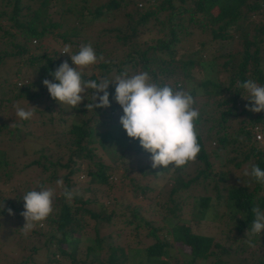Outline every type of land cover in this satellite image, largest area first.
I'll list each match as a JSON object with an SVG mask.
<instances>
[{"label": "trees", "instance_id": "16d2710c", "mask_svg": "<svg viewBox=\"0 0 264 264\" xmlns=\"http://www.w3.org/2000/svg\"><path fill=\"white\" fill-rule=\"evenodd\" d=\"M3 1L0 0V6ZM79 1L81 2L80 7H77V0H54L53 5L50 4L51 0H6L7 6H12L10 17L12 24L10 26H14L15 31L11 32L9 29H5L0 35V66L6 60L17 57V62L33 68L35 75L33 74L31 81L23 84L21 82L22 87L16 88L17 94L14 96L17 102L20 98L28 100V104L36 107L38 114L47 113V122L54 123L53 106L49 104L39 109V103L44 99H49L52 102L55 100L51 98L43 81L49 79L56 82L50 73L54 72L63 62L67 61L70 65L72 61L69 54L48 50L41 43L31 45L32 40H43L46 36L51 35L54 38H59L57 40H61L65 46H70L72 54H76L81 46L89 43L84 33L92 31L94 24L103 23L104 21H100L101 17H110L113 10L119 9L123 12V23L111 28L102 26V29L107 33L101 34L100 29L96 36L99 38L115 32L116 37L119 36L117 40L128 48V51L119 61L108 58V60L100 62L97 67H101L103 70L100 73L101 76L82 75L84 80H99L101 77H108L109 73L113 71L117 76L127 70L129 75L148 72L153 81L157 83H167L173 88L182 85L184 88L186 80L195 74L192 72L195 65L199 68L198 75H201V69H203L206 71L204 73L214 77L211 81L213 85L212 107L208 112L205 111L208 106L205 104L203 110L201 105V117L195 122L199 133L198 142L201 146L200 153L193 161L195 174L186 181L181 180L178 187L171 188L167 193L164 207L166 209L165 219L168 221L164 228V237L158 236L160 229L150 228L149 235L153 237L154 242L148 244L144 249L147 260L145 259L146 261L143 262V259H139L135 263H129V256L130 259H137L140 250H128V261L119 264H206L208 261L209 264H228L223 257L231 255L230 248L215 241L213 236L193 233L186 224L178 223L179 213L187 197L184 198L177 194H180L179 191L182 189L199 184V180L207 179H210L215 192L214 194L192 197V214L204 217V214L213 206V202L221 203L225 209H228V212L220 215L218 219L227 216L231 223V227L229 223V228L235 231L233 239L240 242L234 251L235 255L241 258L238 260V264H264V231L254 238L253 242L257 248L251 252V259L241 257L244 252L251 249L247 243L246 232L254 219L252 209L258 205L264 210V194H260L264 191V186L252 176L244 179L242 184L218 187L217 183V180L228 181L229 177L223 179L219 174L224 170L226 173L229 172L228 164L240 168L244 163L250 161L248 167L250 172L254 165L264 169V111L260 113L249 111L248 108L252 102L243 98V95H247V93L237 86V81L243 83L247 80H253L258 85L264 86V66L260 55L261 45L264 44V0H107L102 4L101 2L97 4L93 0ZM32 6L35 9L30 16L24 13L20 15L21 9L24 10V7ZM56 6L60 7V14L63 16L61 18L72 14L74 20L70 23L64 20L61 23L48 20L45 22L44 17H48L51 8ZM214 9L215 14L212 11ZM4 13L5 11H0V16ZM251 16L259 18L257 23H252V21L247 23L249 20L245 19H249ZM201 17H205L206 21H201ZM184 22L188 26L197 25L203 31L208 29L212 40L222 41L237 36L242 41L243 48L241 51L224 56V60L217 69L214 62L210 61L209 63L208 59H203L202 56L181 60L179 61L181 73L179 74L174 60V43L181 42V36L190 33ZM249 24L254 25L252 39L248 38ZM233 25H235V32L237 31L234 35L228 32V29ZM140 27L145 28L146 33L162 32V36L158 37L153 44L141 41L139 43L137 29ZM55 28H60V31L54 33L53 29ZM83 30L84 33L81 34ZM97 39L93 46L97 58H100L105 52ZM107 56L109 57V54ZM223 71L227 72V77L224 80H219L218 75ZM202 83L200 82L201 85ZM92 91L91 89L87 91V97L78 107L71 108L73 116L69 126H64L60 133H56L57 137L54 135V138H51L52 142L55 141L56 158L52 159L40 148L36 150V153L39 154L38 157L25 165L33 167V169L40 168L45 173L48 172L46 179H41L38 183L37 191L40 190L39 185L53 189L54 187L50 183L60 179L63 181L64 189L73 193L71 200L63 195L64 190L60 195L55 194L53 212L43 221L46 229H50L47 240L54 246V249L50 251L49 261L51 262L58 261L53 257H58V255L62 258L69 257L71 261H74V248L76 250V247L74 246L72 249L70 245L88 241V237H83L80 232L87 225L86 216L91 218L92 227L97 232V227L103 221L109 222L112 215L115 214V211L107 215L104 214L103 207L106 205H98L100 190L99 193L95 191L91 197L85 195L86 187L80 191L76 189L77 193L76 190H72L73 185L80 182L78 180L79 173L84 172L87 177L97 178L98 183L107 187L101 195L108 198V188L113 186L112 174L120 173L119 166H123L120 179H126L134 169L132 164L138 159L136 154L139 152L130 149L122 153L117 150L119 138L124 137L123 133L126 131L120 124V116L123 115L122 107L113 99L115 85H109L111 107L108 108L88 111L86 105L91 100ZM192 95L195 98V94ZM6 100L12 104L15 103L11 98ZM0 105H3V98H0ZM194 106H197V100ZM107 110L109 114L102 116ZM58 112L61 117L66 109L59 108ZM233 119H238L239 123L235 130L229 131L228 127L232 126ZM58 122L64 124L65 119L61 117ZM202 124L207 125V128L203 130L204 133L199 131ZM13 128L15 129L0 127V133L3 131V133L15 135L19 131V127L14 126ZM255 128H258L262 133V141L256 140ZM97 130H101L100 132L103 133H95ZM97 136H99L98 139ZM134 141L138 145L139 141L135 139ZM60 147H64V150L58 152ZM142 153L150 154L146 151ZM105 157H109L111 163L115 165L111 166V163H106ZM216 162H220V168L217 170L215 169ZM7 167L9 168L8 162L4 159L0 160V215L5 213L8 203H11L9 198L5 197V189L1 187L12 180L13 170L7 169ZM159 168L165 170L163 166ZM155 170L157 171L153 168L150 171L155 173ZM175 170L179 171L180 169ZM60 172L61 174L58 175ZM129 179L134 181L133 178L129 177ZM45 181L49 185H46ZM132 190L135 192V196H138L146 194L150 188L136 182ZM113 200L115 203L117 202L115 199ZM118 208L120 210L118 212L122 215L129 214L135 220H143L138 217L139 213L129 201L125 204L120 203ZM173 219L176 221L172 222ZM145 224L148 225L149 222ZM41 230L32 233H35L37 237L43 233L40 232ZM74 235L79 237L76 238ZM95 235L97 234L95 233ZM93 241L97 246L94 248L89 245L86 250L87 255H97L96 250L102 247V238L95 236ZM174 248L180 251L186 250L182 253V259L175 258L171 251ZM33 250L37 251L38 248H33ZM259 250H262V253L256 256L255 254ZM93 260L96 261L93 258L91 262ZM113 261L114 257L109 256L107 264H114ZM27 262L14 264H27Z\"/></svg>", "mask_w": 264, "mask_h": 264}, {"label": "rangeland", "instance_id": "374dc122", "mask_svg": "<svg viewBox=\"0 0 264 264\" xmlns=\"http://www.w3.org/2000/svg\"><path fill=\"white\" fill-rule=\"evenodd\" d=\"M53 1L54 0H51V5H53ZM77 1V7H80L81 2L79 0ZM93 1H95L97 4L100 2L101 4L107 2V0ZM6 3V0H4L0 6V11H5V13L0 16V35L3 34L5 29H9L11 32L15 31L14 26H10L12 24V21L10 20L12 6H7ZM34 9V6L29 8L24 7V10H20V15L24 13L30 16ZM212 11L213 14H215V9ZM60 12L61 10L59 6L51 8L48 17H44V21L47 22L48 20L51 22L61 23L64 20L65 22L70 23L72 20H74L72 14L61 18L63 16H61ZM101 18L102 19L100 21L104 22L94 24L92 26V31H89V33H84L83 30V32H81V34L84 33L87 36L89 41V43L86 45L90 44L93 49V43L98 38L96 36L98 30L101 29V34L107 33V31L102 29V26L109 28L120 26L124 20L123 12L119 9L113 10L110 13V17L105 16ZM258 19L257 16H251L249 19L245 20H249L247 23L250 21H252V23H257ZM200 20L204 22L206 21L205 17H201ZM184 25L188 26V24L185 22ZM253 26V24H249V28L247 29L248 38L250 39H252L253 36ZM145 30L146 29L142 27L137 29V33H139V43L141 41L147 44H153L157 41L156 39L158 37L162 36V32L157 34L155 31H152V33H146ZM58 31H60V28L53 29L54 33H57ZM188 31L190 32L188 35L181 36V42L174 43V60L175 64L177 65V72L179 74L181 73V64L179 62L181 60L202 56L203 59H208L209 63L210 61L214 62V66L216 64L215 67L217 69L219 64H221L224 60V56L229 53L241 51L243 48L242 41L239 40L237 36L222 41L212 40L208 29L203 31L199 28V26L194 24L188 26ZM228 32L232 35L237 33V31L235 32V25L231 26L228 29ZM116 35L117 34L115 32H111L108 33V35H103L97 39L105 52L102 56L103 59L101 60L100 58H97L96 64L91 65L83 70V75L90 76L91 74H95L97 76H101L100 73H102L103 70L101 67H97L100 62L104 61L105 59L108 60V58L114 59L115 61H119L123 58V55L126 51H128V48L124 47L123 44L117 40V37L119 36L116 37ZM57 39L59 38H54L53 36L48 35L43 40H32L31 45H37L41 43V45H43L48 50L59 51V53H61L60 51L64 49L65 45L61 43V40ZM3 46L4 45L2 44V47ZM261 46L260 55L264 66V44ZM107 54H109V57ZM17 61V57L14 59H8L0 66V98H3V105H0V127L4 129L5 127L6 129H15L13 128L14 126L19 127V131L15 133V135L7 134L6 132L3 133V131L0 133V160H6L9 166L7 169L13 170L11 182L6 183L7 185L1 186L6 191L5 197L9 198L11 203H8L5 213L0 215V264H14L22 263L24 261H28L27 264H107L109 256L114 257V264H119L126 263L128 261V250L132 251L137 249L140 250L139 256L137 259H130L129 256V263H135L139 259H143V262H145L147 260V256L145 255L144 249L148 244L154 242L153 237L149 235V229H160L158 231V236L160 238L164 237V228H166L168 221V219H165L166 209L164 207L167 193L171 188L178 187L181 183V180L186 181L195 174V166L193 161L189 162L183 168H179V171H176L170 166L167 171L161 170L162 168H155L157 171L155 170V173H151L150 170L153 169L151 166V154H141V152H144L145 150L141 147L140 143L138 142L137 145L134 139L129 138L127 133H123L124 137L121 136V138H119V146L117 150L119 152L125 153L131 149L132 151L140 153L136 154L138 159L132 164L134 169L129 173L128 177L126 179H120V175L123 172V166H119L120 173L112 174L111 180L113 182H111L113 183V186L108 188V198L101 195L102 191L107 187L98 183L96 180L97 178L87 177L84 172L79 173L78 180L80 182L73 185L72 187L73 191L76 189H79L80 191L86 187L87 192L85 195L89 197L93 196L95 191L99 193L100 190L98 196L100 197L99 201L101 199L102 201H98V205H106L103 207L104 214H110L112 211H115V214L112 215V218L109 222L103 221L100 226L97 227V232L92 227L93 221L91 218H87L86 216L87 225L80 232L83 237H88V241H82V243L79 242L76 245H70L72 249L74 246L76 247V250L74 248V261H71L69 257L62 258L60 255H58V257L53 256L58 261H49V258H51L50 251L51 249H54V246L53 244H49L47 240L49 235L48 231L50 229H46L45 223L42 222L41 224H38L35 230L33 229L27 236L23 235L21 229L26 223L24 217L21 215V213L24 211L23 194L34 189L36 190L38 183L41 181V179H46L48 172L45 173L40 168L33 169V167H27L25 165L38 157L39 154L36 153V150L40 148H42V151L51 156L52 159L56 158V152L54 150L56 148L55 141L52 142L51 138H54L56 133H60L64 126H69L71 123L70 119L73 116V111L71 110L70 106H62L57 101L52 102L49 99H44V101L39 103V109L49 104L53 106L52 108L54 113L52 118L54 119V123H50L47 122L48 114H38L37 110L33 108L31 104H28V100L20 98L17 102L16 97L14 96L17 94L16 88H20L22 87L21 85L23 83L31 81L34 74L33 68H29ZM70 65L72 67H76L73 62ZM198 69L199 68L197 65L193 67L192 72L195 74L186 80L184 89L190 91L191 94H195V99L197 100L196 107L200 109V106L202 105L204 110L206 104L208 107L205 108V111L209 112L210 108L212 107L211 103L213 99L211 96V91L213 90L211 81L214 79V77L208 73H204L206 71L203 69H201L203 73L201 72V75H198ZM114 72L115 71L110 72L108 77H114L116 75ZM226 77L227 72L224 71L220 72L218 75L219 80H224ZM21 82L22 84H19ZM200 82H203L202 85ZM8 98H11L13 101H15V103L12 104V102L7 101L6 99ZM17 103H19L20 106L24 107L25 109L34 111L35 115L33 118L30 120H22L18 118L16 116L15 106H13ZM59 108L66 109V112L61 115L62 119H65L64 124L63 122H58V120H61V117H59L60 113L58 112ZM104 114L108 115V110L104 112L102 116H104ZM238 121V119H233L231 122L233 123L232 126H230V128L228 127L229 131L235 130L237 128L239 123ZM206 128L207 125L202 124L200 125L199 131L203 132V130ZM100 131L97 130L95 133H103ZM260 134L262 135L261 132ZM98 138L99 136H97V139ZM262 139L263 138H261V141ZM213 144L214 142L212 145ZM60 148L61 149L57 148L58 152L64 150V147ZM105 159L106 163H111L109 157H105ZM249 162L250 161L244 163L240 168H235L228 164V168H230L228 173H226L225 170L219 172L223 179L229 177L228 181L224 180V182L222 180H217L218 187H227L230 184H242L244 179H248L249 176H251H246L244 174L245 170L250 173L248 168ZM114 165V163H111V166ZM22 167L23 170H21ZM219 168L220 162H216L215 169L217 170ZM60 174L61 172L58 175ZM129 177L133 178L134 181H130ZM136 182L141 185H147L150 190L144 195L135 196V192L132 190V187L136 185ZM45 184L47 185L48 182L45 181ZM50 184L52 187H54L53 190L55 191L56 195H60L65 188L64 184L63 187L58 186L56 182ZM75 192L77 193L78 190ZM179 192L180 194L177 195L187 198H185L186 201L183 203L182 209L179 213L180 215L178 223L186 224V226H188L193 233H201L204 235L213 236L215 241L220 242L225 247L230 248L231 255L223 257L227 260V263L238 264V260H241V258L237 257L234 251L240 242H238L236 239L234 241L233 238L235 237V231L232 228H229L230 221L228 220L227 216H223L222 219H218L220 215L228 212V209H225L221 203L213 202V206H211L208 212L204 214V217L195 216L192 214V197L202 196L205 194L207 195L210 193L214 194L215 189L213 188L210 179L205 181L199 180V184L193 185L187 189H182ZM222 192H224L223 189ZM260 194H264V191L260 192ZM113 199H115L117 202L115 203ZM127 201L135 206L136 211L139 213L138 217H141L143 220L138 221L133 219V217L129 214L122 215L118 212L120 211L118 205L122 202L125 204ZM8 209H12L14 214H9ZM174 221L176 220L173 219L172 222ZM146 222H149V224H145ZM40 229H42L40 232L43 233L36 237L35 233L32 232L36 230L39 231ZM95 233L97 235H95ZM74 236L76 238L79 237L78 235ZM95 236L103 239L102 247L96 250L97 255H87L86 250L89 245H92L94 248L97 246L93 241ZM33 248H38V250L34 251ZM256 248V245L254 248L251 247V249L247 252H244L241 257H247L250 260L252 257L251 252L256 250ZM171 251L175 255V258L177 257L178 259H182V253L186 250L180 251L174 248ZM261 253L262 250H259L255 255L259 256ZM93 258H95L96 261L93 260L91 262ZM206 264H209V261L206 262Z\"/></svg>", "mask_w": 264, "mask_h": 264}, {"label": "clouds", "instance_id": "9594fccd", "mask_svg": "<svg viewBox=\"0 0 264 264\" xmlns=\"http://www.w3.org/2000/svg\"><path fill=\"white\" fill-rule=\"evenodd\" d=\"M61 54H69L76 67L65 61L50 73L56 82L49 79L43 81L53 100L62 106L75 108L91 89V100L88 99L90 102L86 105L88 111L108 108L111 107L108 89L109 85L114 84L113 99L123 110L120 124L129 138L138 140L141 147L151 154L152 168L163 166L166 170L171 166L178 169L196 160L201 146L195 122L200 119L201 111L194 106L196 100L190 91L182 85L173 88L167 83H157L148 72L129 75L125 70L114 79L103 77L99 80H84L83 70L97 63L93 47L90 44L81 46L76 54H72L70 46H65ZM237 86L246 91L247 95H243V98L252 102L249 111H264V86L253 80L243 83L237 81ZM15 111L16 116L22 120H30L35 115L34 111L21 107L19 103L15 105ZM244 174L251 175L264 186V169L258 165H254L250 173L245 170ZM56 184L63 187L62 180L56 181ZM38 188L39 191L34 189L23 194L24 211L21 215L26 223L21 229L25 236L53 212L55 191L43 185ZM63 195L71 200L73 193L64 189ZM8 212L14 214L12 209H8ZM252 212L254 219L246 237L248 246L254 248V238L264 231V210L257 205Z\"/></svg>", "mask_w": 264, "mask_h": 264}, {"label": "built area", "instance_id": "2783aa9c", "mask_svg": "<svg viewBox=\"0 0 264 264\" xmlns=\"http://www.w3.org/2000/svg\"><path fill=\"white\" fill-rule=\"evenodd\" d=\"M63 50H61V52H62ZM19 84H21V83H19ZM256 130V135H255V138H256V140L258 141H260L261 140V134H260V132H259V130H258V128H256L255 129ZM36 228V227H35ZM35 228H34V230H35Z\"/></svg>", "mask_w": 264, "mask_h": 264}]
</instances>
